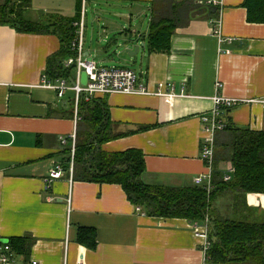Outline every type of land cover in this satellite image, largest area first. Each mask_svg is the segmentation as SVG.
<instances>
[{
  "label": "crops",
  "instance_id": "1",
  "mask_svg": "<svg viewBox=\"0 0 264 264\" xmlns=\"http://www.w3.org/2000/svg\"><path fill=\"white\" fill-rule=\"evenodd\" d=\"M151 1L83 0L85 15L90 3L95 10L100 7L99 11L106 9L129 20V28L121 26L115 40L143 49L139 82L151 90L171 83L176 93L184 94L100 97L108 102L113 131L121 134L103 149H140L146 166L142 178L148 184L193 187L195 177L207 171L200 115L212 110L213 96L217 92L238 99L264 96V23L248 21L244 0H205L218 8L216 18H192L173 35L169 53H149ZM5 2L0 0V5ZM52 2L54 16L77 15V0ZM40 3L32 0L34 13H29V7L27 19L43 20L33 11L42 8ZM101 5L105 6L101 9ZM220 18L222 35L233 37L232 43H220L213 33ZM107 22L118 29L119 23ZM60 48L58 35L18 32L0 24V243L13 237L33 239L29 253L16 255L14 264L33 260L38 264L80 260L85 264H215L204 263L203 240L196 234L209 224L207 218L190 221L147 215L141 206L137 211L120 184L74 180L70 167L51 189H45L49 171L58 163L64 168L68 159L64 149L71 144L63 145L61 138L70 142L80 119L79 113L76 119L73 91L60 97L41 86L48 58ZM85 57L97 62L90 49H85ZM217 82L221 83L218 90ZM225 117L235 126L264 130V109L258 104L237 105ZM224 164L214 170L223 175ZM256 212L264 213V194L237 195L232 213L258 222ZM81 228L95 229V248L79 243Z\"/></svg>",
  "mask_w": 264,
  "mask_h": 264
},
{
  "label": "trees",
  "instance_id": "2",
  "mask_svg": "<svg viewBox=\"0 0 264 264\" xmlns=\"http://www.w3.org/2000/svg\"><path fill=\"white\" fill-rule=\"evenodd\" d=\"M83 0H77L74 18L48 17L39 21L26 18L30 0H6L0 5V24L9 25L18 32L55 34L61 40V48L48 58V75L52 79L72 81L76 64L65 66V61L76 55L72 49L81 18ZM247 19L251 23H264V0H244ZM218 8L205 0H152L151 21L148 33L149 53H169L172 37L177 29L186 26L194 17L216 18ZM80 119L77 124L74 157L72 147L64 149L68 154L64 170L68 171L73 159V179L77 181L115 183L125 190L128 199L143 207L150 216L186 218L210 224L212 247L209 256L215 264H264V222L229 218L219 213L216 201L220 195L249 193L264 194V130L235 126L228 118V127L216 138L215 167L226 162L234 168L231 181H224L222 172L214 170L213 188L204 186L169 187L146 183L144 153L137 148L109 152L103 149L108 141L121 134L113 131L108 102L94 98L79 102ZM79 243L95 248L96 231L81 228ZM9 243L17 255H27L33 243L28 236L13 237Z\"/></svg>",
  "mask_w": 264,
  "mask_h": 264
},
{
  "label": "built area",
  "instance_id": "3",
  "mask_svg": "<svg viewBox=\"0 0 264 264\" xmlns=\"http://www.w3.org/2000/svg\"><path fill=\"white\" fill-rule=\"evenodd\" d=\"M208 4H213V1H208ZM85 9L81 11V18L74 25L77 28V35L72 41V49L76 52L74 57H70L65 61V66L69 67L76 64V74L73 82H69L64 78L52 79L48 73L42 76L41 86L50 88L62 97L66 91L70 90L75 93V114L76 119L78 117V106L81 99L89 101L97 97L107 96L113 93H122L129 95H158V96H184L183 92L178 94L175 92V86L171 83L160 84L157 90H151L143 83L139 82L138 76L134 70L123 66H101L95 60H90L85 57V44H84V22ZM213 33L218 37L219 42L232 43L233 37H223L222 35V19H218L213 27ZM223 53L229 52L219 48ZM87 74V84H82V73ZM221 87V83H216V89ZM213 108L207 113L200 115V119L203 124V142H202V159L206 164L207 171L198 175L194 179V183L197 186H204L208 192L213 188V174L216 156V137L221 131H224L228 127V119L225 117V113L231 110L237 105L244 103L258 104L264 109V96L253 99H238L232 97H226L219 92L213 96ZM76 142V133L71 135L70 142L67 138H61L63 145L71 144L72 158L74 157ZM73 159L71 161L70 170L73 173ZM234 168L228 166L223 171L224 181H231ZM65 174V170L61 163L56 164L45 178V189L52 188L56 180L61 179ZM141 207H137V211H141ZM145 213V212H143ZM209 222L208 218L206 219ZM197 225V222H196ZM210 225L207 224L203 231H197V235L203 240V261L204 263L210 262L209 251L212 247V241L210 239ZM17 254L13 250L9 241H2L0 243V264H14V259ZM32 264H38L37 260H33ZM77 264H85L83 260H80Z\"/></svg>",
  "mask_w": 264,
  "mask_h": 264
},
{
  "label": "rangeland",
  "instance_id": "4",
  "mask_svg": "<svg viewBox=\"0 0 264 264\" xmlns=\"http://www.w3.org/2000/svg\"><path fill=\"white\" fill-rule=\"evenodd\" d=\"M40 1L42 3L38 5L42 8L33 9V11L37 10L36 12L40 19H46L48 17L56 15L53 13L55 12V10L52 9L53 0ZM73 1L75 2V0ZM102 6L105 5H101V9ZM32 7V0H30V14L34 13L32 12ZM86 8V15L84 17L85 49L91 50L92 57L94 56V59L96 58L98 64L106 66L128 67L133 69L135 73L139 76L141 74L142 59L144 54L143 49L137 55L132 57L127 51L128 48L132 47H127V43L122 42V39H119V42L117 44L115 40L118 36H120L119 30L121 29V26H123L124 28H129V20L126 18L121 19L120 16L116 15L114 12L107 11L106 9L103 11H99L100 7L95 10L92 7V4L90 3L86 5ZM107 20L119 23L118 29L115 30L114 28H112V26H109ZM103 25H108V29L105 28V30H103ZM68 95H72V91H68L67 96ZM224 167H226L224 169L226 170L228 168V164H224ZM237 195L238 193L220 195L218 197L217 206L218 209H220L225 216L229 218L242 219L240 215L232 213L234 202H236L237 199ZM254 217L257 218L256 220H258V222H264L263 212H256Z\"/></svg>",
  "mask_w": 264,
  "mask_h": 264
},
{
  "label": "water",
  "instance_id": "5",
  "mask_svg": "<svg viewBox=\"0 0 264 264\" xmlns=\"http://www.w3.org/2000/svg\"><path fill=\"white\" fill-rule=\"evenodd\" d=\"M143 46V45H142ZM127 51L129 52L130 56H135L140 52V46H136L135 48H128ZM87 74L85 72L82 73V84L86 85L87 84ZM72 83H74L72 81Z\"/></svg>",
  "mask_w": 264,
  "mask_h": 264
}]
</instances>
